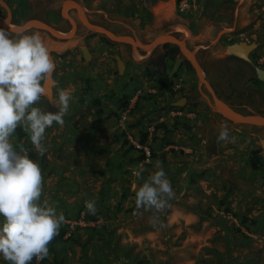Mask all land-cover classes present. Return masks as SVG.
I'll return each instance as SVG.
<instances>
[{
  "label": "rangeland",
  "instance_id": "rangeland-1",
  "mask_svg": "<svg viewBox=\"0 0 264 264\" xmlns=\"http://www.w3.org/2000/svg\"><path fill=\"white\" fill-rule=\"evenodd\" d=\"M6 1L18 23L41 19L62 32L72 28L68 17L77 23L69 39L27 31L42 35L56 63L53 101L43 96L37 106L55 112L60 89L72 96L64 125L54 122L45 131L43 157L22 128L12 138L41 167V202L65 216L41 264H264V127L223 118L203 89L209 104L175 103L184 90L168 91L146 80L142 57L152 50L102 35L98 60L87 62L82 48L96 33L78 25L74 6L63 13L66 2L74 1L82 16L117 34L143 43L172 35L193 54L206 46L203 56L224 52L231 40L255 41V62L264 68V0ZM6 12L0 4V13ZM116 55L125 64L123 73ZM221 62L215 59V68ZM229 84L231 104L264 115V81L252 68L229 62ZM161 123L167 127H157ZM221 124L230 137L217 143ZM144 137L146 154L155 149L146 160L140 159ZM158 163L175 192L160 214L163 228L152 227V213L135 206V190ZM86 200L96 201V215L87 212ZM0 264L8 262L0 256Z\"/></svg>",
  "mask_w": 264,
  "mask_h": 264
},
{
  "label": "clouds",
  "instance_id": "clouds-1",
  "mask_svg": "<svg viewBox=\"0 0 264 264\" xmlns=\"http://www.w3.org/2000/svg\"><path fill=\"white\" fill-rule=\"evenodd\" d=\"M56 63L39 32L0 28V256L8 264H41L49 256V245L65 223L63 213L47 200L41 202L44 177L37 160L30 158L23 143L16 145L17 128L30 138L32 150L43 157L42 141L53 123L64 125L72 96L59 90L57 111L37 106L47 94ZM230 131L221 124L217 143L229 141ZM234 139V138H233ZM157 170L135 190V206L152 213V227H166L160 214L170 206L175 192L159 163ZM89 214L96 215L95 200H86Z\"/></svg>",
  "mask_w": 264,
  "mask_h": 264
},
{
  "label": "water",
  "instance_id": "water-1",
  "mask_svg": "<svg viewBox=\"0 0 264 264\" xmlns=\"http://www.w3.org/2000/svg\"><path fill=\"white\" fill-rule=\"evenodd\" d=\"M67 2H70V5H68L69 3L67 4ZM67 2L65 4V8L63 10V13H64V11H66L67 5L68 6H74L79 12V16H80L82 23L88 29H90L92 32H96V33L105 35L114 42L127 43V44L134 46V47L142 48L146 51L153 50L157 46L163 45L166 43H175V44L179 45L181 47L182 52L192 61L193 66L195 67V69L198 72L200 80L203 83H205L206 86L208 87V89L211 91V93L213 95V99H214V102L211 103V106L216 113L220 114L223 118H225L231 122H234V123L264 127V115L263 114L244 113L241 110H239L238 108H236L235 106L231 105L230 103L228 104L227 102L221 100L215 94V91L212 88V86L204 78L203 69H202L199 61L196 59L195 55L192 52H190L188 50V48L186 47V45L183 42H181L179 39H177L175 36L162 35V36H159L158 38H156L155 40H153L152 42L143 43L139 40H136L132 36L117 34L105 26L91 22L88 18H86L85 16H82V14L80 12V7H78V4L76 2H74V1H67ZM0 4L2 6H4L7 10L6 14H4V15L0 14V27L4 28L6 30L7 29H20L22 31H28L31 29H38V30L45 31V32L49 33L50 35H52L56 38H60V39L72 38L77 31L76 21L72 18H69V17H68V19L70 20V22L72 24V28L67 32L59 31L54 25L50 24L49 22H47L45 20H41V19H36V18L29 19L23 23L15 22L13 19V12H12L11 7L8 4V2L6 0H0ZM64 15H65V13H64ZM257 46H258V43L255 41L254 42H248L245 40H241L239 42H234L232 44H229L227 46L226 52L228 54H231V55L232 54L238 55L239 57L245 59L246 61L251 62V58H250L249 54L253 50H255L257 48ZM82 51H83L84 58L87 61H90L92 58L90 50L87 47H83ZM116 58L118 60L119 72L123 73L125 64L119 55H116ZM182 60H183V57H180L176 60L175 65H174V69H173L171 74H173L174 71L177 70V68L180 66ZM255 72H256L257 77L260 80L264 81V68H262L260 66H255ZM55 83H56V81L52 78L50 81L47 82V85H46L47 94L45 96L50 100V102L53 101V95H54L53 85ZM179 104H183V103H179ZM261 145L264 149V139H261Z\"/></svg>",
  "mask_w": 264,
  "mask_h": 264
},
{
  "label": "flooded vegetation",
  "instance_id": "flooded-vegetation-1",
  "mask_svg": "<svg viewBox=\"0 0 264 264\" xmlns=\"http://www.w3.org/2000/svg\"><path fill=\"white\" fill-rule=\"evenodd\" d=\"M74 11L76 13V20L79 23L78 25H80V23L82 22L80 20L79 14L76 9ZM176 32L179 31L176 30L173 32V34L179 35ZM239 41L241 40H231L229 44ZM228 45H226V49L222 53H206L204 56L202 55V51L206 46L200 45L194 55L203 68L204 76L214 89L215 94L221 100L229 104V98L228 95H226L229 94V87L231 86V84H229V62L237 60L248 68H252L254 71L255 66L259 65H257L255 62L254 52H251L249 54L251 58V62H249L239 57L238 55L228 54L226 52ZM180 57H183L180 66L176 71H174L173 74H171L174 69L176 60ZM142 58L145 59L143 64L146 65L145 71L146 80L148 83L155 84V86H159L168 91L184 90V94L174 100L175 103L180 102L184 105L197 103L198 105V102H201V100H206L208 104L210 100L211 102H214L211 91L207 88L205 83L201 82L200 84L197 70L193 66L192 61L182 52L179 45L175 43H166L163 45H159L154 48L149 55H144V57ZM218 58L223 59V62H221L220 64H216L218 66L215 68L214 62L215 59ZM210 67H212V73H210L209 71ZM135 78H137V76ZM194 81L196 82V86L194 84ZM199 84L201 85V88H199ZM176 86H178V88ZM202 89L208 94L210 98L209 101L208 98L206 99L205 96H203ZM223 91L226 92L224 93ZM194 95L196 96V98H193ZM213 117H211V119Z\"/></svg>",
  "mask_w": 264,
  "mask_h": 264
},
{
  "label": "trees",
  "instance_id": "trees-1",
  "mask_svg": "<svg viewBox=\"0 0 264 264\" xmlns=\"http://www.w3.org/2000/svg\"><path fill=\"white\" fill-rule=\"evenodd\" d=\"M0 14H2V13H0ZM4 15V14H3ZM104 37V36H103ZM105 38V37H104ZM106 39H108V38H106ZM109 40V39H108ZM110 41V40H109ZM244 65V64H243ZM242 112H244V111H242ZM244 113H246V112H244ZM186 127H188L189 129H192V127L191 126H189V125H185ZM157 127H167L165 124H158V126ZM21 135H23L22 133H21ZM146 135H147V133H146ZM141 144L143 145V148H142V155H141V158L140 159H143V160H146V158H148V157H151V156H154L155 155V149L153 148V147H151L150 149H151V156H148L147 154H146V151L145 150H143L144 149V147L146 146V145H148L147 144V141H146V137H144L142 140H141ZM258 152H259V150H257V151H255V156H253L252 157V165H253V167L254 168H257V167H259V162H260V156L258 155ZM35 263V261H33L32 262V264H34Z\"/></svg>",
  "mask_w": 264,
  "mask_h": 264
},
{
  "label": "crops",
  "instance_id": "crops-1",
  "mask_svg": "<svg viewBox=\"0 0 264 264\" xmlns=\"http://www.w3.org/2000/svg\"><path fill=\"white\" fill-rule=\"evenodd\" d=\"M89 31H91V30L89 29ZM94 33H96V32H94ZM101 37H102V34L96 33L95 36H91L88 38V39H90V41H89V45H88L89 47H87V48L90 50L91 55H92V58L90 61L93 60V57H95L98 60V55H100V54H96L95 48H96V46H100L102 44ZM90 61H87V62H90Z\"/></svg>",
  "mask_w": 264,
  "mask_h": 264
},
{
  "label": "bare ground",
  "instance_id": "bare-ground-1",
  "mask_svg": "<svg viewBox=\"0 0 264 264\" xmlns=\"http://www.w3.org/2000/svg\"><path fill=\"white\" fill-rule=\"evenodd\" d=\"M68 3H69V4H68ZM68 3H67V4L70 5V2H68ZM68 5H67V7H68ZM78 7H79V5H78ZM80 10H82V9L80 8ZM64 13L67 14L66 11H64ZM191 54H192V53H191Z\"/></svg>",
  "mask_w": 264,
  "mask_h": 264
}]
</instances>
